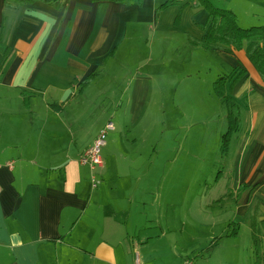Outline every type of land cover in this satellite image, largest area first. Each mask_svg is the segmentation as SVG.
<instances>
[{"label": "crops", "instance_id": "0c3cea01", "mask_svg": "<svg viewBox=\"0 0 264 264\" xmlns=\"http://www.w3.org/2000/svg\"><path fill=\"white\" fill-rule=\"evenodd\" d=\"M163 1L62 0L57 10L39 0L20 7L0 0V264H196L195 257L209 264L242 226L251 239L249 205L259 201L264 209V83L244 50L189 43L203 38L207 22L193 0L156 17ZM208 1L231 11L243 29L256 27L244 10L264 3ZM227 75L233 77L225 92L243 116L217 179L221 203L211 206L228 217L223 235L212 239L215 248L208 250L211 241L189 249L171 226L180 231L186 219L160 210L155 146L137 150L144 137L128 127L146 122L153 92L160 108L161 99H171L169 89L183 84L187 105L200 108L189 128L199 129L208 121L201 108L220 106L213 82ZM214 112L225 118L221 106ZM112 120L118 126L101 152L102 166L81 165L80 156ZM194 136L202 141L206 134ZM164 138L161 132L157 145L166 152Z\"/></svg>", "mask_w": 264, "mask_h": 264}, {"label": "rangeland", "instance_id": "374dc122", "mask_svg": "<svg viewBox=\"0 0 264 264\" xmlns=\"http://www.w3.org/2000/svg\"><path fill=\"white\" fill-rule=\"evenodd\" d=\"M166 1L169 0H164L161 4ZM244 11L251 14L249 18L254 20L253 22L251 21L253 25L256 27L264 26V3L259 9L258 4L253 2ZM250 27L247 25V28ZM203 79L207 81L206 74H203ZM182 85L179 84L171 88V90L169 89L171 99L167 102L161 99L163 104L160 108L154 101V98L157 97V92H153V101L151 99L146 105L149 115L146 122L143 123L141 121L134 127L129 125L128 129L131 130V133L136 132L144 137V140L137 138V143L135 144L137 150L143 148L146 152L148 148L151 150L155 146L157 157L153 156V165H159V171L155 172V174H158L161 183L159 193L161 200L160 210L173 213L176 218L186 219V225L180 231L177 230L176 223L171 225L175 228L174 235H181V240L186 238L189 249H191V246L202 249L214 237L223 235L225 222L228 217V213L225 210L210 207L221 196V182L220 180L216 182L215 179L218 172L222 170L226 160L224 159L226 156L221 157L218 151L220 136L226 130V123L224 116L221 119L214 112L220 110V106L216 105L217 107L213 108V106L209 105L205 110L201 108L203 113L204 111L207 113V123L203 122L199 129H195V127L190 129L191 121L199 114L200 108H197L198 110L195 112L194 109L196 107L187 105V101L182 97L183 93L181 92L183 90H180ZM157 114L160 115L161 120L157 121ZM108 117L109 115H106L104 121ZM111 123L114 129H117V122L112 120ZM143 124L147 125V129L142 128ZM199 130L206 134L205 139H202V141L194 136L195 132ZM161 132L165 133L163 141L170 144L166 152L162 150L161 141L157 145ZM109 134L110 132L106 136V142ZM199 145L205 148L200 150ZM149 153L146 157H149ZM144 162L145 157L143 158V164ZM143 167L139 173L140 176L146 178L147 172H144L145 169ZM148 189L151 190L149 187ZM243 192H247L246 188L240 191V195ZM227 195H229L228 191ZM250 218L255 220V227L258 230L257 233L261 240L262 253L264 255V209L259 206V201L249 205L248 219ZM250 241L248 229H244L242 226L237 240L231 239L228 243H224L222 252L216 253L209 264H253V254L251 253V259L248 258L249 249L246 250L250 245ZM167 259H170V257ZM196 259L198 260V262L195 261L196 264H208L205 261H199L200 259L195 257L194 260ZM187 260L193 264L192 259Z\"/></svg>", "mask_w": 264, "mask_h": 264}, {"label": "trees", "instance_id": "16d2710c", "mask_svg": "<svg viewBox=\"0 0 264 264\" xmlns=\"http://www.w3.org/2000/svg\"><path fill=\"white\" fill-rule=\"evenodd\" d=\"M8 6L20 7L33 3V0H4ZM40 2L50 5L59 10L62 7V0H39ZM93 2H113V3H127L133 2L140 5L142 0H92ZM181 0H169L156 7V17L166 8L175 6ZM193 8H202L207 13V22L204 28V36L200 41L189 40L192 46L199 47L202 50H210L215 48H222L223 52L229 53L230 50L240 51L244 50L249 61L260 76L264 83V26L240 28L237 25L235 15L229 10H223L214 7L208 0H193ZM5 62V59L0 65ZM97 73L88 76L80 85L76 92V96L83 93V91L91 84L97 77ZM242 72L238 73V77L232 80L231 75L219 77L212 84V90L218 99L220 106L225 115L226 130L220 136L218 151L221 157H225L229 151V147L233 137L240 130L241 118L243 116L242 108L233 101L225 92V85L228 82L234 83ZM218 175L216 179H218ZM244 188L241 187V191ZM220 200H217L212 206L219 205ZM211 206V207H212ZM251 228V244L252 254L254 257L253 264H264V255L262 253L261 240L258 236L255 227L254 218H250ZM231 237H236V234H231ZM218 239H214L209 245L208 250L215 248Z\"/></svg>", "mask_w": 264, "mask_h": 264}, {"label": "built area", "instance_id": "2783aa9c", "mask_svg": "<svg viewBox=\"0 0 264 264\" xmlns=\"http://www.w3.org/2000/svg\"><path fill=\"white\" fill-rule=\"evenodd\" d=\"M114 130V126L111 122H107L104 127L99 131L97 137L93 141L92 145L82 154L79 159V163L83 166H87L90 169L100 168L102 166L101 149L106 144V136L109 132ZM10 167V165H8ZM92 187H95V183L92 182ZM183 264H192L191 261L185 260Z\"/></svg>", "mask_w": 264, "mask_h": 264}]
</instances>
